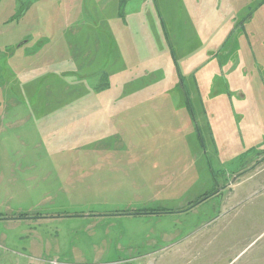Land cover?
I'll return each instance as SVG.
<instances>
[{"label": "rangeland", "instance_id": "1", "mask_svg": "<svg viewBox=\"0 0 264 264\" xmlns=\"http://www.w3.org/2000/svg\"><path fill=\"white\" fill-rule=\"evenodd\" d=\"M40 216L0 263L264 264V0H0V218Z\"/></svg>", "mask_w": 264, "mask_h": 264}, {"label": "crops", "instance_id": "2", "mask_svg": "<svg viewBox=\"0 0 264 264\" xmlns=\"http://www.w3.org/2000/svg\"><path fill=\"white\" fill-rule=\"evenodd\" d=\"M28 38H29V40H26ZM26 39H25V41H26L25 43H29L31 41V36L30 35H27L26 36ZM20 44H19V46H20ZM242 96L243 97L245 96L244 93H242ZM44 219H47V218L42 217V216L41 217H32V218H27V219L26 218H17V217L16 218H11V217H9V218H0V222L4 221L6 224H9L11 222L20 221V220L25 221V222H29V221H37V220H44ZM35 252H39V250L36 249ZM19 255H20V258H22V257H25V258H33L34 257L35 259H40V256H38V255H42V253H36V254H32V255H27V254L21 253ZM0 264H4V263H0Z\"/></svg>", "mask_w": 264, "mask_h": 264}, {"label": "flooded vegetation", "instance_id": "3", "mask_svg": "<svg viewBox=\"0 0 264 264\" xmlns=\"http://www.w3.org/2000/svg\"><path fill=\"white\" fill-rule=\"evenodd\" d=\"M216 192H217V191L215 190V191H212L211 193L206 194L205 197L203 198V200H205L206 198H208V197H210V196H214V194H216ZM191 208H192V207H191ZM191 208H190V209H191ZM188 210H189V209H188ZM138 214H140V213H138ZM40 217H41V216H40ZM46 217H47V216H46Z\"/></svg>", "mask_w": 264, "mask_h": 264}]
</instances>
